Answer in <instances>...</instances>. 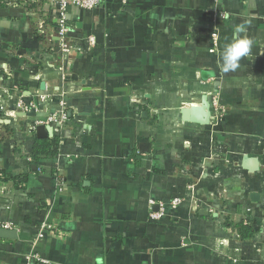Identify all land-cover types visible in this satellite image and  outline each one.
Masks as SVG:
<instances>
[{"label": "crops", "instance_id": "obj_1", "mask_svg": "<svg viewBox=\"0 0 264 264\" xmlns=\"http://www.w3.org/2000/svg\"><path fill=\"white\" fill-rule=\"evenodd\" d=\"M49 3L0 0L18 9L0 17V110L14 102L16 82L39 109L16 120L0 113V227L17 232L0 240V264H264V0L222 1L229 19L217 26L215 52L211 0L70 8L79 43L68 58ZM240 24L251 53L225 73L220 51ZM65 86L63 131L46 126L38 138L27 128L56 107L38 96ZM203 96L209 124L184 122L180 110ZM55 136V155L32 163L36 141ZM244 156L258 160L256 172L242 167ZM172 198L182 202L150 220L158 208L149 201ZM246 209L251 232L242 235ZM43 222L53 233L35 240ZM32 253L43 261H27Z\"/></svg>", "mask_w": 264, "mask_h": 264}, {"label": "built area", "instance_id": "obj_2", "mask_svg": "<svg viewBox=\"0 0 264 264\" xmlns=\"http://www.w3.org/2000/svg\"><path fill=\"white\" fill-rule=\"evenodd\" d=\"M52 8V18H55V26H56V36L58 39V48L60 49L61 53L68 58L71 56L73 50H77V44L79 43L78 40H74L70 36V32L72 31V28L68 24L67 21V12L70 8H77L80 10H85V11H90L98 7L102 0H48ZM213 3V8L211 11L212 15V24H213V30L211 33V41H212V46L210 48V52H215L218 51L219 49V35L217 31V26L219 23L225 21L224 15L228 13L222 9L221 4L223 0H211ZM45 22H42L40 24V28H42V25H44ZM87 44H88V49L84 50L85 53H88L89 48L94 46V38L93 36L87 37ZM66 60V59H65ZM67 64L68 60L64 61L62 66L60 67L61 71V76L62 78L64 77L65 79V74L67 73ZM9 77V76H8ZM10 79V78H6ZM2 80V78H1ZM12 89V94L8 95L7 98L9 100H13L14 102L7 107H1L0 113L2 116L6 119H12L16 120L18 118V114H26L27 112L34 110L35 112H38V105L32 102H27L24 101L22 95L20 94V90L16 84L11 87ZM69 95V91L66 88L59 89L57 88L55 91H51L50 93H45V94H40L38 96L39 103H54L55 104V109L50 112V109L47 108V113L45 115V118L43 120H34L33 123L27 128L29 132H34L36 127L38 126H51L52 129L55 132H61L63 131L66 123H67V118L65 116V108H66V103H65V98L66 96ZM212 108L214 112L220 116L222 113V110L217 103L215 99L212 100ZM49 109V110H48ZM28 162L31 163V158H28ZM61 184V182H60ZM191 194L193 198L198 195V191H195V186L191 185ZM1 193H3V190H1ZM182 202L181 198H172L167 205H165L163 202H158L150 200L149 205L151 207L157 206V211L155 212H150L149 218L150 220H158L162 218L165 214V209L170 208V209H176L178 205ZM249 213L250 209H246L245 211V216L243 218V223L246 225L249 224ZM53 227L50 223L48 222H43V224L40 227L39 232L37 233V236L35 240H40L44 237L45 233H53ZM30 259H34L38 262H42L43 259L39 257L38 254L32 253L26 257V260L29 261Z\"/></svg>", "mask_w": 264, "mask_h": 264}, {"label": "water", "instance_id": "obj_3", "mask_svg": "<svg viewBox=\"0 0 264 264\" xmlns=\"http://www.w3.org/2000/svg\"><path fill=\"white\" fill-rule=\"evenodd\" d=\"M10 11H18V9L13 8H0V17L7 16L8 12ZM181 119L184 122H189L201 126H206L210 122L211 117V105L206 96H203L201 99L200 104L189 106L187 108H182L180 110ZM47 129L49 134L51 132V128L46 126H38L36 127V136L38 138H46L48 136ZM242 167L250 173L256 172L259 168L258 160L256 158H250L244 156L242 160ZM259 195L256 193H252L250 195V199L252 201H257ZM204 212L201 211L200 214ZM17 239V232L15 230L5 229L0 227V240H15Z\"/></svg>", "mask_w": 264, "mask_h": 264}, {"label": "clouds", "instance_id": "obj_4", "mask_svg": "<svg viewBox=\"0 0 264 264\" xmlns=\"http://www.w3.org/2000/svg\"><path fill=\"white\" fill-rule=\"evenodd\" d=\"M224 19H229L227 14L224 15ZM245 32L244 24L236 26L231 40L225 43L220 51V62L223 72H235L241 67V60L250 55L253 41L248 36L242 35Z\"/></svg>", "mask_w": 264, "mask_h": 264}, {"label": "trees", "instance_id": "obj_5", "mask_svg": "<svg viewBox=\"0 0 264 264\" xmlns=\"http://www.w3.org/2000/svg\"><path fill=\"white\" fill-rule=\"evenodd\" d=\"M16 85H17V82H16ZM57 142H58V139L56 136L51 138L50 140H47V139L37 140L34 151L31 154L32 163L37 162V160L43 156L55 155ZM11 179H12V182L16 181L15 178H11ZM16 182H14V183H16ZM249 221H251L250 218H249ZM237 227H238V230L242 233V235H244L246 232H248V233L251 232V231H249V226H247V225L242 226L241 224H238Z\"/></svg>", "mask_w": 264, "mask_h": 264}]
</instances>
